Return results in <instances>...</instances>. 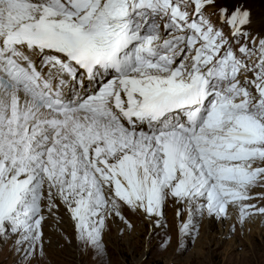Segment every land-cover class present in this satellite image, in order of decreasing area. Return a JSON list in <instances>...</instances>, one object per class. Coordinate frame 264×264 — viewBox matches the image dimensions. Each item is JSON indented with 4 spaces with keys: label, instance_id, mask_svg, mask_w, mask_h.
<instances>
[{
    "label": "snow or ice",
    "instance_id": "snow-or-ice-1",
    "mask_svg": "<svg viewBox=\"0 0 264 264\" xmlns=\"http://www.w3.org/2000/svg\"><path fill=\"white\" fill-rule=\"evenodd\" d=\"M253 23L249 0H0V240L17 236V264L45 254L61 206L99 264L124 208L162 227L171 198L183 235L230 208L264 216Z\"/></svg>",
    "mask_w": 264,
    "mask_h": 264
},
{
    "label": "rangeland",
    "instance_id": "rangeland-1",
    "mask_svg": "<svg viewBox=\"0 0 264 264\" xmlns=\"http://www.w3.org/2000/svg\"><path fill=\"white\" fill-rule=\"evenodd\" d=\"M249 6L253 32L264 34V0H249ZM254 202L264 205V201ZM181 207L173 199L167 200L162 227L127 208L123 214L132 227L109 217L103 235V264H264V216H252L241 224L238 211L230 208L227 219L204 215L196 222V232L183 235L178 229L187 212L178 216ZM59 212L68 214L63 206ZM50 220L51 231L44 238L45 254L34 264H99L90 249L80 246L70 218L71 223L56 216ZM12 237L16 240L17 236ZM13 244L8 238L0 240V264H17L19 256Z\"/></svg>",
    "mask_w": 264,
    "mask_h": 264
},
{
    "label": "bare ground",
    "instance_id": "bare-ground-1",
    "mask_svg": "<svg viewBox=\"0 0 264 264\" xmlns=\"http://www.w3.org/2000/svg\"><path fill=\"white\" fill-rule=\"evenodd\" d=\"M61 210V207L59 208V210H58V212H57V214L55 215L56 217H62V219H64L65 221H68L69 223H71L70 221H69V216H68V214H66V215H64V214H61L59 211ZM66 210L64 209V212H65ZM50 218H52V216H50L46 221H45V225H44V233L45 234H47V235H49V233H50V231H51V229H49L48 227V223L49 222H51L52 220H50ZM54 218V217H53ZM63 221V220H62ZM64 221V222H65ZM66 223V222H65ZM60 225V224H59ZM58 225V226H59ZM66 227H68V226H66ZM59 228V230H62L63 228L62 227H58ZM53 229V228H52ZM65 230V229H64ZM52 235V234H51ZM16 239H17V237H15ZM8 239L10 240V241H12L13 243L15 242V239H13V237L12 236H10V237H8Z\"/></svg>",
    "mask_w": 264,
    "mask_h": 264
}]
</instances>
